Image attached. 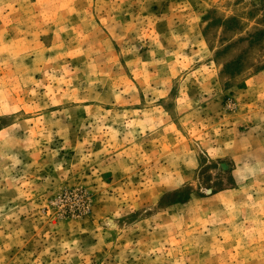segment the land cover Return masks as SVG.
<instances>
[{
    "label": "rangeland",
    "instance_id": "1",
    "mask_svg": "<svg viewBox=\"0 0 264 264\" xmlns=\"http://www.w3.org/2000/svg\"><path fill=\"white\" fill-rule=\"evenodd\" d=\"M0 264H264V0H0Z\"/></svg>",
    "mask_w": 264,
    "mask_h": 264
}]
</instances>
